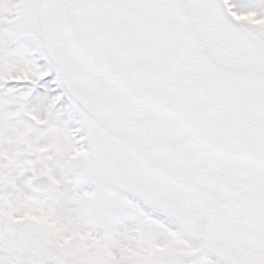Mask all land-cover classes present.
<instances>
[{"label": "snow or ice", "instance_id": "snow-or-ice-1", "mask_svg": "<svg viewBox=\"0 0 264 264\" xmlns=\"http://www.w3.org/2000/svg\"><path fill=\"white\" fill-rule=\"evenodd\" d=\"M0 264H264V0H0Z\"/></svg>", "mask_w": 264, "mask_h": 264}]
</instances>
